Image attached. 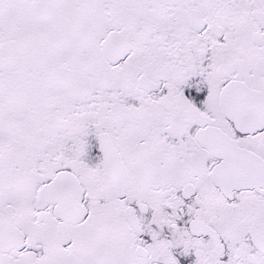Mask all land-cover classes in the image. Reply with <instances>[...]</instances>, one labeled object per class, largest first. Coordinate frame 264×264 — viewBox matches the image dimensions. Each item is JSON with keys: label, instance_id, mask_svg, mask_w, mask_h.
I'll return each mask as SVG.
<instances>
[{"label": "snow or ice", "instance_id": "1", "mask_svg": "<svg viewBox=\"0 0 264 264\" xmlns=\"http://www.w3.org/2000/svg\"><path fill=\"white\" fill-rule=\"evenodd\" d=\"M0 264H264V0H0Z\"/></svg>", "mask_w": 264, "mask_h": 264}]
</instances>
